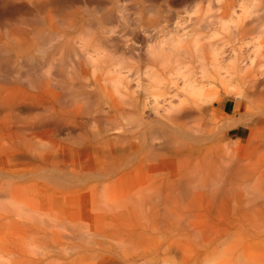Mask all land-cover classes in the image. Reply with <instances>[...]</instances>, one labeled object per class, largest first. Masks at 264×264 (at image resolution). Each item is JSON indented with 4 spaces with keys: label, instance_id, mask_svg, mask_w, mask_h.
Listing matches in <instances>:
<instances>
[{
    "label": "bare ground",
    "instance_id": "obj_1",
    "mask_svg": "<svg viewBox=\"0 0 264 264\" xmlns=\"http://www.w3.org/2000/svg\"><path fill=\"white\" fill-rule=\"evenodd\" d=\"M86 1L0 0V264H264V1L198 0L126 55Z\"/></svg>",
    "mask_w": 264,
    "mask_h": 264
},
{
    "label": "rangeland",
    "instance_id": "obj_2",
    "mask_svg": "<svg viewBox=\"0 0 264 264\" xmlns=\"http://www.w3.org/2000/svg\"><path fill=\"white\" fill-rule=\"evenodd\" d=\"M96 1H97V3L99 2L100 3V5L98 6V4L96 3ZM111 1V2H110ZM114 1V2H113ZM135 2L137 1H140L139 3H135V4H132V3H134V2H132V0H94V2L96 3H94L92 0H87L86 1V3L84 4V7H82L83 5H81L80 6V8L82 9H79L80 11V13L78 14V18H79V16L81 17L80 19L81 20H83V22L84 23H86V24H88L89 26H91L90 28H88L89 26H87L86 25V27L89 29V31H92L93 32V30L95 31L96 29V31L97 32H99L98 33V38H99V41H100V39H101V42H103V43H101V44H104V45H102L103 47H105V49L107 48V49H110V51H112L113 53H117V55H119V54H124L125 52H127V53H125V55L126 54H128V52L130 51V47L128 46L129 44H127L128 42H129V40H131L130 42H133L132 40H134V39H136V40H141V37L140 38H135V36H137L136 34V32H137V30L139 31V30H141V31H139V33L141 34V35H146V33L144 34L143 32L144 31H146L147 30V32L149 33V35H152L153 34V39L155 40V39H157L160 35L162 36L164 33H170V32H172L170 35H173V34H175L176 33V30H178V28L179 27H181V25L183 26L184 25V23L186 24V22H188V23H190V20L187 18V17H192L193 16V14H192V8L195 10V8L196 7H194V2L196 3V5L198 4V0H184V1H182V0H146V4L147 5H145V0L143 1H141V0H134ZM190 1H192V3H190ZM197 1V2H196ZM204 1H206V0H201V2H199V4H201V3H203ZM262 1H264V0H262ZM89 2V3H88ZM130 2V3H129ZM149 2L153 5H151V4H149ZM179 2V3H178ZM114 3V4H113ZM139 4H141L142 6H140ZM179 4V5H178ZM103 5V6H102ZM117 5V6H116ZM130 5V6H129ZM133 5H134V7H133ZM135 5H137V6H135ZM145 5V6H144ZM152 6V9H151V7L150 6ZM78 6V5H77ZM87 6V7H86ZM96 6V7H95ZM106 6V7H105ZM112 6V7H111ZM140 6V7H139ZM144 6V7H143ZM105 7V8H104ZM136 7H139V8H137L136 9ZM145 7H147V10H145L146 8ZM85 8V9H84ZM142 8H144V10H145V12L143 11V9ZM189 8V9H188ZM263 8V7H262ZM262 8H260V10L256 13V16H255V18L254 19H252L250 22V28H252V30H253V28H255V30L256 29H258L256 32H258L259 31V28H262V27H264V9L262 10ZM138 9H141V10H138ZM149 10V11H148ZM188 10H191V11H189V13H188ZM137 11H140V13H139V15H138V13H137ZM143 11V12H142ZM148 11V12H147ZM151 11V12H150ZM153 11V12H152ZM187 13H186V12ZM260 11H262V12H260ZM21 12V13H20ZM149 12H150V17L149 18H152V19H150L149 21H146L147 19L146 18H148V14H149ZM33 14H34V16L36 15L35 14V12H32ZM32 13H23V11H19V13H17L16 15H17V17H19L20 19H21V21L23 20V18L22 17H20V15L21 16H23V17H25L24 19L25 20H23L22 22H24L25 23V21H26V23L24 24L25 26H26V28L28 29V30H33V28H35V27H40V29L41 30H44L45 32L44 33H47V27L45 26V24H44V26H43V22L42 21H39L38 22V24L36 23L37 22V20H35V17L34 16H32ZM107 13H110V15H108ZM145 13V15H143ZM147 13V14H146ZM194 14H195V12H193ZM19 14V15H18ZM29 14V15H28ZM192 14V15H191ZM141 15H142V17H144L145 18V16H146V20H143L142 18H141ZM152 15V16H151ZM190 15V16H189ZM262 15V16H261ZM30 16V17H29ZM138 16V17H137ZM261 16V17H260ZM32 17L34 18L33 20L35 21V22H33V20H32ZM194 17V16H193ZM258 17V18H257ZM113 18V19H112ZM138 18H141V20L140 21H144L143 23H144V25H142L141 24V22H139V19ZM185 18V19H184ZM187 18V19H186ZM154 19H156V21L154 20ZM30 20L32 21V22H30ZM105 20V21H104ZM151 20L153 21L154 20V24H153V22H151ZM187 20V21H186ZM258 20V21H257ZM260 21V22H259ZM42 22V23H41ZM137 22H139V23H137ZM150 23V25L148 24L147 25V23ZM156 22V23H155ZM14 24H16L17 22H13ZM39 23H41V24H39ZM151 23L154 25V26H152L151 25ZM187 23V24H188ZM253 23H255V25H256V23L258 24H260V26H259V24H258V26L256 25V27H255V25L253 24ZM30 24V25H29ZM34 24H36V25H34ZM131 24V25H130ZM139 24V25H138ZM22 25H23V23H22ZM156 25V26H155ZM180 25V26H179ZM253 25V26H252ZM32 26H34V27H32ZM137 26H139V28L137 27ZM148 27V29H146L145 27ZM151 26H152V28H151ZM165 26V27H164ZM30 27H32V29L30 28ZM113 27V28H112ZM142 27H143V30H142ZM258 27V28H257ZM98 28H99V30H98ZM116 28V29H115ZM136 28V29H135ZM157 28V29H156ZM164 28V29H163ZM92 29V30H91ZM115 29V30H114ZM130 29V30H129ZM136 31H134V30ZM158 30L157 32L156 31H154V30ZM161 29H163V30H165L164 32H162L161 31ZM167 29V30H166ZM180 29V28H179ZM133 30V32H134V35L130 32V31H132ZM153 30V31H152ZM160 30V31H159ZM167 31V32H166ZM169 31V32H168ZM109 32V33H108ZM159 32H160V34H159ZM129 33H131L132 34V37H130L131 36V34H129ZM136 33V34H135ZM154 33H156V34H154ZM32 34V33H31ZM117 34V35H116ZM120 34V35H119ZM158 34V36H156ZM156 36V38H155V36ZM32 36H33V34H32ZM117 36V37H116ZM116 37V38H115ZM128 37V38H127ZM105 38V39H104ZM131 38V39H130ZM36 39V43L37 44H40L41 42H42V40H39L40 38H35ZM104 40H105V42H104ZM128 40V41H127ZM127 41V42H126ZM125 42H126V44H125ZM129 42V43H130ZM107 45V46H106ZM128 46V47H126V46ZM136 45V44H135ZM138 45V44H137ZM126 48H125V47ZM47 46H44V48H46ZM123 49V50H122ZM111 52V53H112ZM124 52V53H123ZM51 53L50 51H48V52H46V54L49 56V54ZM64 55V54H66V52H59V55L57 56L56 55V57H54L53 59H55L56 60V58H57V60L59 61V59H61L62 60V58H60L59 56L60 55ZM34 55H36V59L35 60H31V61H29V60H27V61H24V62H27V64L29 65V67L28 66H24V64L23 65H20L19 66V64H18V66L19 67H17L16 65V67L15 66H7L6 68H5V70L6 71H4V69L2 70V71H4V72H11V73H13V71H17L18 69L17 68H21V69H23V71H25V70H27L28 68H30V69H32V70H37L38 72H40V68H41V64L43 63V65H45L46 64V62L47 63H49L50 62V56L49 57H47V55H46V57H47V59L46 60H44V62H43V60H41V59H38V57L40 56V55H38L37 53H34ZM59 57V58H58ZM63 57V56H62ZM39 60V61H38ZM48 60V61H47ZM38 63H36V62ZM45 63V64H44ZM26 64V65H27ZM40 64V65H39ZM37 65V66H36ZM39 65V66H38ZM35 67V68H34ZM40 67V68H39ZM10 70H9V69ZM43 68V69H42ZM41 69V73L43 72V73H45L46 72V69H47V64L45 65V66H43ZM46 68V69H45ZM59 69H61V68H65L64 66H61V68L60 67H58ZM59 69H57L58 71H61V70H59ZM55 70H56V68H55ZM56 70V72H58ZM65 71V69L62 71V72H64ZM62 72H60V73H62ZM237 99V97H235V96H233V95H221V100L218 102V103H214V105H213V107L215 108V109H217V111H218V113H220L219 115L221 116V114H222V112L225 114V115H227V116H230V117H237V115H239V116H241L243 113H244V111H245V107H246V103L245 102H243V101H241L240 103V105H239V109L237 110V111H235L234 110V106H235V104H236V101L238 100H236ZM234 102V103H233ZM220 103V104H219ZM243 103V104H242ZM233 106V107H232ZM227 107V108H226ZM232 109V110H231ZM221 110H223V111H221ZM240 112V113H239ZM242 112V113H241ZM238 113V114H237ZM234 114V115H233ZM241 114V115H240ZM238 116V117H239ZM207 119V118H206ZM205 119V124H206V126H209V121L208 120H206ZM240 119H241V117H240ZM239 123V122H238ZM210 126H212V124H210ZM234 126V125H233ZM236 126V125H235ZM231 133V134H230ZM238 135V133H237V130L234 128V129H231L230 131H228V133H227V138L228 139H235V137ZM244 137H247L246 135H244ZM211 143H212V145H211ZM215 144H217L216 142H214ZM208 144V143H207ZM221 144V145H220ZM224 144V145H223ZM210 145V146H209ZM222 145H223V147H222ZM225 143H218L217 144V146L216 145H214L213 144V142H210V144H208V146H209V148H211L212 147V149H214L215 151L217 150L218 151V149L219 148H224L225 147ZM207 145H206V147H208Z\"/></svg>",
    "mask_w": 264,
    "mask_h": 264
}]
</instances>
